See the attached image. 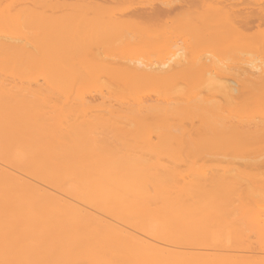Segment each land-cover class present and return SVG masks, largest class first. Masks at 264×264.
I'll use <instances>...</instances> for the list:
<instances>
[{"label": "bare ground", "instance_id": "bare-ground-1", "mask_svg": "<svg viewBox=\"0 0 264 264\" xmlns=\"http://www.w3.org/2000/svg\"><path fill=\"white\" fill-rule=\"evenodd\" d=\"M0 264H264V0H0Z\"/></svg>", "mask_w": 264, "mask_h": 264}, {"label": "rangeland", "instance_id": "rangeland-1", "mask_svg": "<svg viewBox=\"0 0 264 264\" xmlns=\"http://www.w3.org/2000/svg\"><path fill=\"white\" fill-rule=\"evenodd\" d=\"M200 161V160H199ZM202 162H206L205 163V165H204V168H206V169H202L203 170V172H205V173H208V172H211V173H216V170L218 171L217 173H223V169H225L224 171L225 172H227L226 171V168L224 167L225 165H223L222 164V167L221 168H217L216 169V167H215V171H214V169H213V166L215 165L213 162H214V159L212 158V154H209V155H205V157L201 160ZM201 162H199V164H200ZM212 164H214L213 166H212ZM198 165V164H197ZM200 166H201V164H200ZM206 166V167H205ZM219 167H220V165H219ZM224 167V168H223ZM223 168V169H222ZM185 169V168H184ZM197 169V168H196ZM222 169V170H221ZM188 170H190V168L188 167ZM202 170H201V172H202ZM244 170V171H243ZM199 172H200V170H198ZM237 171H242V172H256L257 170H254V169H245V168H243V167H240Z\"/></svg>", "mask_w": 264, "mask_h": 264}]
</instances>
